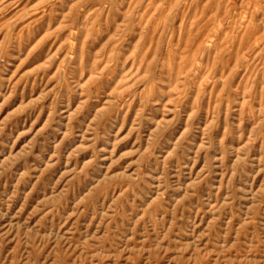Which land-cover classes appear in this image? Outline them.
Returning <instances> with one entry per match:
<instances>
[{"label":"rangeland","instance_id":"374dc122","mask_svg":"<svg viewBox=\"0 0 264 264\" xmlns=\"http://www.w3.org/2000/svg\"><path fill=\"white\" fill-rule=\"evenodd\" d=\"M0 264H264V0H0Z\"/></svg>","mask_w":264,"mask_h":264}]
</instances>
